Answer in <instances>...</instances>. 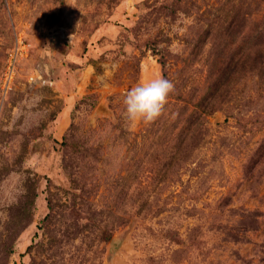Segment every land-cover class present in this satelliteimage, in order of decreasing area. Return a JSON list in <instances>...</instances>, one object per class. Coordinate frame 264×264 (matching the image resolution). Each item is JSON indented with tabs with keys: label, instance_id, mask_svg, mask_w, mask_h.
I'll return each instance as SVG.
<instances>
[{
	"label": "rangeland",
	"instance_id": "obj_1",
	"mask_svg": "<svg viewBox=\"0 0 264 264\" xmlns=\"http://www.w3.org/2000/svg\"><path fill=\"white\" fill-rule=\"evenodd\" d=\"M0 264H264V0H0Z\"/></svg>",
	"mask_w": 264,
	"mask_h": 264
},
{
	"label": "clouds",
	"instance_id": "obj_2",
	"mask_svg": "<svg viewBox=\"0 0 264 264\" xmlns=\"http://www.w3.org/2000/svg\"><path fill=\"white\" fill-rule=\"evenodd\" d=\"M174 84L166 78H156L132 87L124 96L126 118L131 122L150 123L164 112Z\"/></svg>",
	"mask_w": 264,
	"mask_h": 264
}]
</instances>
